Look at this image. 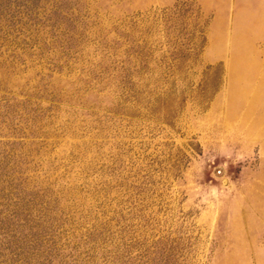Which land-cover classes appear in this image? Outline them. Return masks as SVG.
Instances as JSON below:
<instances>
[{
	"label": "rangeland",
	"instance_id": "1",
	"mask_svg": "<svg viewBox=\"0 0 264 264\" xmlns=\"http://www.w3.org/2000/svg\"><path fill=\"white\" fill-rule=\"evenodd\" d=\"M0 264H264V0H0Z\"/></svg>",
	"mask_w": 264,
	"mask_h": 264
}]
</instances>
